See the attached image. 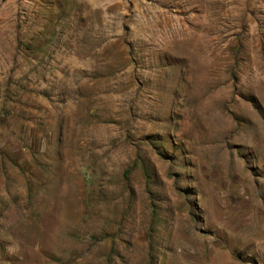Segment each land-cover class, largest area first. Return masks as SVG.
<instances>
[{"label":"rangeland","instance_id":"1","mask_svg":"<svg viewBox=\"0 0 264 264\" xmlns=\"http://www.w3.org/2000/svg\"><path fill=\"white\" fill-rule=\"evenodd\" d=\"M0 264H264V0H0Z\"/></svg>","mask_w":264,"mask_h":264}]
</instances>
